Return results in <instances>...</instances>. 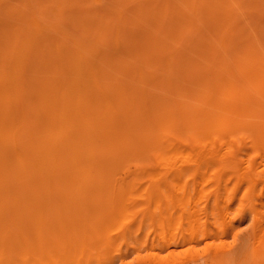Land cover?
I'll return each mask as SVG.
<instances>
[{
    "label": "rangeland",
    "instance_id": "374dc122",
    "mask_svg": "<svg viewBox=\"0 0 264 264\" xmlns=\"http://www.w3.org/2000/svg\"><path fill=\"white\" fill-rule=\"evenodd\" d=\"M5 87L0 264H264V0H0Z\"/></svg>",
    "mask_w": 264,
    "mask_h": 264
},
{
    "label": "bare ground",
    "instance_id": "6f19581e",
    "mask_svg": "<svg viewBox=\"0 0 264 264\" xmlns=\"http://www.w3.org/2000/svg\"><path fill=\"white\" fill-rule=\"evenodd\" d=\"M146 24V26H149L150 23L146 19H141L139 21H132L129 20L127 21V37H128V42L131 43L132 46V52H133V58L136 62H139V59L141 60V64H145L149 67L158 69L161 67L162 63L164 62L163 60V55L167 53L169 48L165 46L164 43L160 44L149 32L146 30L143 26ZM78 58L79 56L77 53L75 56L71 59V62L69 63V66L73 69L74 71L78 70L77 63H78ZM133 66H129L127 64L124 66V68L121 71H128L129 76L124 77V78H116L113 81L114 88L118 91V93H127L130 90L133 91H140V86L139 85H134L133 82L136 80L137 77L140 75L142 76L143 74H139L137 72V66L136 64H132ZM89 70H91L88 67ZM92 71V70H91ZM88 71L89 74L92 77V72ZM5 85V84H4ZM95 87L98 89V87L95 84ZM99 90V89H98ZM6 87L5 89L0 91V104H3V107L1 109V112L4 114L0 116V127H6L7 124L9 125L11 123V119L9 118V115L7 114L8 109L10 108V103L9 101L6 100V95H5ZM3 95V96H2ZM46 97L44 93L42 92V97ZM98 98H104L103 94L101 92H98ZM48 99V98H47ZM47 117L52 120L54 119V115H51L46 111ZM97 115L99 118L103 119L104 114L102 112H98ZM59 116H63V111L61 110L59 113ZM45 138V137H44ZM31 142H34L37 144L41 138V136H31L29 137ZM51 146H52V141H51ZM150 147L147 148V151L149 152ZM137 151H143V147L137 148ZM160 153V152H159ZM157 176V175H156ZM155 177V176H154ZM162 177V176H159ZM164 178V177H163ZM151 182H158L160 179H155L152 176V179H150ZM163 180V179H162ZM165 181V180H164ZM161 183V181H160ZM76 260V259H74ZM83 260V259H82ZM72 262V260H71ZM83 262V261H82ZM86 262V261H85ZM81 262L77 260L76 264H80ZM83 264V263H81ZM86 264V263H84ZM89 264V262H88Z\"/></svg>",
    "mask_w": 264,
    "mask_h": 264
}]
</instances>
